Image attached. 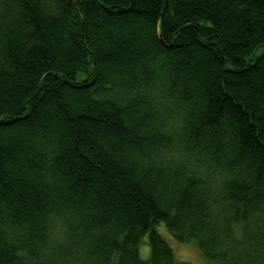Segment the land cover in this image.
<instances>
[{
  "label": "trees",
  "instance_id": "obj_1",
  "mask_svg": "<svg viewBox=\"0 0 264 264\" xmlns=\"http://www.w3.org/2000/svg\"><path fill=\"white\" fill-rule=\"evenodd\" d=\"M260 46L264 0H0V264H264Z\"/></svg>",
  "mask_w": 264,
  "mask_h": 264
},
{
  "label": "rangeland",
  "instance_id": "obj_2",
  "mask_svg": "<svg viewBox=\"0 0 264 264\" xmlns=\"http://www.w3.org/2000/svg\"><path fill=\"white\" fill-rule=\"evenodd\" d=\"M263 51L264 46H260L256 50L255 54L259 55ZM85 77L86 73L83 70L78 72V80H83ZM157 228L172 245L175 251V255L178 259L190 261L193 264H213L212 260L203 255L195 240L185 242L176 239L164 222H160L159 224H157ZM140 253L143 258H149L151 255V246L147 242V236L144 237L143 241L140 244Z\"/></svg>",
  "mask_w": 264,
  "mask_h": 264
}]
</instances>
